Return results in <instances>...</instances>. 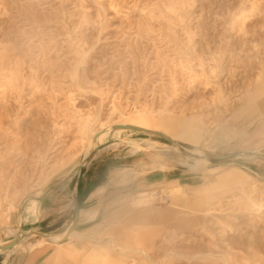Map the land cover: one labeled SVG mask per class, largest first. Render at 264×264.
Here are the masks:
<instances>
[{"label": "rangeland", "instance_id": "1", "mask_svg": "<svg viewBox=\"0 0 264 264\" xmlns=\"http://www.w3.org/2000/svg\"><path fill=\"white\" fill-rule=\"evenodd\" d=\"M263 108L264 0H0V245L26 233L12 252L48 248L43 264H264ZM168 111L222 132L177 150L122 130L93 148L105 125L165 135L151 118ZM77 164L125 196L90 229L23 224Z\"/></svg>", "mask_w": 264, "mask_h": 264}, {"label": "crops", "instance_id": "2", "mask_svg": "<svg viewBox=\"0 0 264 264\" xmlns=\"http://www.w3.org/2000/svg\"><path fill=\"white\" fill-rule=\"evenodd\" d=\"M91 171L98 174V176L96 174L92 175ZM102 174L101 170H97L96 164L83 167L67 182L63 190H59L60 188L52 190L40 202L39 208L42 213L40 220H28L23 224L29 223L31 230L50 232L64 229L67 225L71 227L72 222L75 223L77 230H86L99 225L114 203L120 202L126 194L124 190L114 191L110 188H106L104 193L99 192L105 186V181H101V177H99ZM54 191H56L55 194H53ZM99 193H101L100 196ZM60 197L63 199H60ZM68 197L71 198L69 201L71 206L60 209L62 206L65 207ZM87 212L92 213L93 216L88 217L84 214ZM70 218L72 220L68 224ZM20 231H23L22 226ZM12 249L14 247L9 249L8 252H12ZM49 256L50 251L48 248H40L25 255L12 252L8 261L9 264H43ZM1 263L3 264L4 260L0 258Z\"/></svg>", "mask_w": 264, "mask_h": 264}, {"label": "bare ground", "instance_id": "3", "mask_svg": "<svg viewBox=\"0 0 264 264\" xmlns=\"http://www.w3.org/2000/svg\"><path fill=\"white\" fill-rule=\"evenodd\" d=\"M172 8H170V10L168 11L169 15H172ZM10 78V77H9ZM264 109V108H263ZM167 114V115H165ZM165 114H160L158 117L155 118H151L152 120H157L161 123V126L163 128V130L165 131L164 133H166L165 135H169L167 137H169L171 140H175V137L178 136H187V137H191L194 138L197 135H200V132L205 131V133L209 136H213V134L217 133L218 135L222 132L221 125L220 123H217L215 125L214 120L208 121V122H204V119L201 117H198L196 114L190 113L187 114L184 111L178 114H175L173 112H166ZM171 114H173V116H170ZM137 115H140V112L137 113ZM154 115H158V113H155ZM140 119V118H139ZM150 119V118H149ZM135 122V121H134ZM142 120H138L136 121V123L140 124L142 123ZM119 125H128V124H119ZM113 127L109 126V125H105L102 126L101 129L99 131H97L94 136L92 137V145L94 148V145H98L100 144V142L102 141L103 137L105 135H107L108 133H112V132H121L122 130H126L124 128H116L114 126L117 125H112ZM138 128H142L148 131H154V132H159L158 130L155 129V127H145L144 124H140V126H138ZM151 133V132H149ZM162 134V133H161ZM164 135V134H163ZM212 139V138H211ZM210 139V140H211ZM175 142V141H174ZM176 146L175 148L177 150H184L183 147H180L176 142L174 143ZM185 152V156L189 159H193L194 163L193 166H198L202 163H206L208 162V157L200 154L197 151H184ZM96 152H92L91 153V157L95 156ZM79 164L75 165L74 168L78 167ZM43 188H48V185L44 184ZM46 192V189L42 190V193L39 195V197L35 198L34 201V208L36 207V211L37 213H39V206H40V199L43 196V194ZM147 204V203H145ZM145 206V205H144ZM139 208V207H138ZM128 210V209H127ZM35 211V210H34ZM147 211V210H146ZM206 211V210H204ZM124 212V211H123ZM148 212V211H147ZM36 213V212H35ZM160 213V212H159ZM37 215V214H36ZM128 216V215H127ZM130 216V215H129ZM159 216V215H158ZM37 218V217H36ZM125 218V217H124ZM143 219V218H141ZM121 222V221H120ZM134 224V223H133ZM133 230V229H132ZM131 231V230H130ZM135 231V230H134ZM75 234L74 232L71 233ZM79 236V235H78ZM83 237V236H80ZM26 239V233H23V235H19L18 237V241L19 242H23ZM59 237L55 236L51 238V242L56 243L59 242ZM78 242V241H77ZM87 242V241H86ZM72 245V244H71ZM3 246L0 245V251L2 252V250H4V248H2ZM124 248L120 247L119 250L122 251ZM94 252V251H93ZM24 254V253H23ZM11 255V253L9 254V256ZM91 255V254H90ZM8 256V255H7ZM90 257V256H88ZM108 257V256H107ZM86 258V257H85ZM96 258V257H95ZM102 258V257H101ZM19 259V258H18ZM103 259V258H102ZM92 261V260H91ZM96 262V261H95Z\"/></svg>", "mask_w": 264, "mask_h": 264}, {"label": "water", "instance_id": "4", "mask_svg": "<svg viewBox=\"0 0 264 264\" xmlns=\"http://www.w3.org/2000/svg\"><path fill=\"white\" fill-rule=\"evenodd\" d=\"M115 127H116V128H124V129H126V130L141 131V132H145V133H149V132H151L152 134H156V135L160 136L161 138L167 140L168 142H170V143H172V144L175 143L173 140H171V139H170L169 137H167L166 135H163V134H161V133L154 132V131H148V130H145V129H142V128H138V127H136V126H131V125H117V126H115ZM207 156H211V157H213V158H219V159H224V158H225L224 156H218V155H213V154H209V155H207ZM211 164H212V163H210V165H211ZM83 165H84V164H83ZM83 165L81 164L80 166H78L77 168H75L72 172H70V174H68L67 176H65V177L62 178L61 180H58V181H56V182L50 184V185L48 186V188H47V189H48V192H49L50 190H52V189H55V188H56L57 186H59L60 184L66 182V181H68V180H70V179L73 177V175H74L78 170H80V169L83 167ZM45 197H46V194H45V196L42 198V200H43ZM16 244H18L17 239L14 240L13 242H11V243L8 244V245H5V246L2 247V248H4V249H11V248L14 247Z\"/></svg>", "mask_w": 264, "mask_h": 264}]
</instances>
